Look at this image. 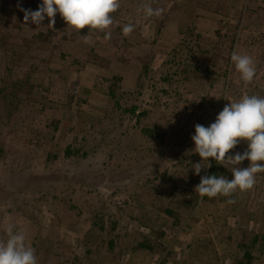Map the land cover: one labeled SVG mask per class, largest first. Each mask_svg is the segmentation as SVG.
Wrapping results in <instances>:
<instances>
[{
  "label": "rangeland",
  "instance_id": "1",
  "mask_svg": "<svg viewBox=\"0 0 264 264\" xmlns=\"http://www.w3.org/2000/svg\"><path fill=\"white\" fill-rule=\"evenodd\" d=\"M1 1L0 41L48 44L24 49L39 62L23 57L21 83L0 95V240L14 224L37 264H233L246 251L264 264V173L249 191L201 199L208 168L194 174L191 151L196 124L243 94L264 97V0H120L109 40L59 13L53 28L17 21L42 0ZM142 4L163 15L145 17ZM234 50L253 58L251 83Z\"/></svg>",
  "mask_w": 264,
  "mask_h": 264
},
{
  "label": "clouds",
  "instance_id": "2",
  "mask_svg": "<svg viewBox=\"0 0 264 264\" xmlns=\"http://www.w3.org/2000/svg\"><path fill=\"white\" fill-rule=\"evenodd\" d=\"M120 7V0H42L37 10L23 7L20 10L24 12L26 23L39 27L48 18V27L53 28L59 13L67 28L74 32H80L88 26V32L102 33L104 40H109L110 29L116 24L114 13ZM136 11L145 17L163 15L162 8H153L150 4H142ZM134 28V22L130 21L122 26V34L127 37ZM84 42L92 43L88 35H85ZM230 59L240 79L251 83L256 76L253 58L234 50ZM194 127L191 139L195 147L191 151L201 157V162L194 164V174L200 175L202 168H210L211 157L217 164L228 168L233 177L228 179L224 175L215 174L200 176V182L194 188L199 197H231L238 190L245 192L254 188L257 174L264 173V97L243 94L238 100H230L209 126L196 124ZM241 140L247 142V148L242 153L226 155ZM245 160L249 161L248 166L241 167ZM202 161H207L206 167ZM227 202L231 204L235 200L229 199ZM5 231L7 239L0 240V264H37L36 250L26 244L25 233L15 231L14 224H9Z\"/></svg>",
  "mask_w": 264,
  "mask_h": 264
},
{
  "label": "trees",
  "instance_id": "3",
  "mask_svg": "<svg viewBox=\"0 0 264 264\" xmlns=\"http://www.w3.org/2000/svg\"><path fill=\"white\" fill-rule=\"evenodd\" d=\"M0 5L4 6L3 4H0ZM18 12H17V16H18ZM22 15L23 16L21 18H18V20H17L18 22L20 20H24V14H22ZM1 40L2 41H0V49L2 51H0V64L4 66L5 73L3 76H0V81L6 82L7 85L6 86H0V95H1V93H3V91L7 88V86L9 84L12 87H14V86L18 87V84L21 83V78H20V80L17 77H15L14 80H12V79L14 77V73L18 72L21 69V67H22L21 62L23 61V59H22L23 57H25V61L27 63L28 62L30 63L31 61L39 62L37 59L33 60L30 55H28V56L25 55L24 49H26V50L31 49V44H33V47L42 48V50H43V48H45L46 45L48 44L47 39H46V35H43V36L37 35L36 38L28 40L29 43L26 44V42H25L21 45L8 42L6 36H4V35L1 36ZM36 43L38 44L37 46L35 45ZM46 60H49V58H47ZM32 64H34V63H32ZM34 69H35V67L31 68V70H34ZM30 74H31L30 70H26L24 72V75L26 77L25 80H29L30 76L32 77V75H30ZM112 79H114V78H112ZM33 86H34V83L30 82L29 83V89L32 88ZM128 110L132 111L133 108L128 109ZM69 149H70V147H69ZM65 152H66V155H70V150L65 149ZM75 152H78V149H76ZM210 163H211V167L208 168L207 175H212V174H215L217 176L224 175V171L221 168V165L217 164L215 162L214 158L210 159ZM206 197L207 196H205L204 198H206ZM101 228H103V225H101ZM252 239H253V241H256L257 237L255 236ZM139 245L147 247V245H145L144 243H140ZM244 256L245 257H243V259H238L233 264H249L248 261H250L251 256H249L247 251L245 252Z\"/></svg>",
  "mask_w": 264,
  "mask_h": 264
}]
</instances>
